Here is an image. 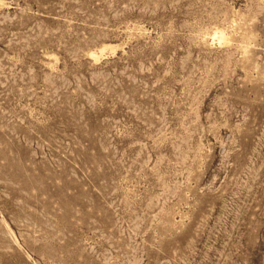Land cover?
<instances>
[{
    "label": "rangeland",
    "instance_id": "obj_1",
    "mask_svg": "<svg viewBox=\"0 0 264 264\" xmlns=\"http://www.w3.org/2000/svg\"><path fill=\"white\" fill-rule=\"evenodd\" d=\"M0 264H264V0H0Z\"/></svg>",
    "mask_w": 264,
    "mask_h": 264
},
{
    "label": "bare ground",
    "instance_id": "obj_2",
    "mask_svg": "<svg viewBox=\"0 0 264 264\" xmlns=\"http://www.w3.org/2000/svg\"><path fill=\"white\" fill-rule=\"evenodd\" d=\"M218 37L221 38V39H226L223 35H219Z\"/></svg>",
    "mask_w": 264,
    "mask_h": 264
}]
</instances>
